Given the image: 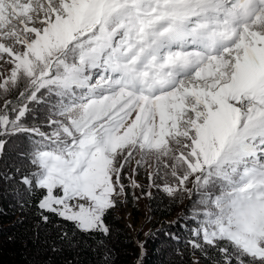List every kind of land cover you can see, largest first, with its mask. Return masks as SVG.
Returning <instances> with one entry per match:
<instances>
[{
    "label": "snow or ice",
    "instance_id": "obj_1",
    "mask_svg": "<svg viewBox=\"0 0 264 264\" xmlns=\"http://www.w3.org/2000/svg\"><path fill=\"white\" fill-rule=\"evenodd\" d=\"M129 189L190 201L134 264H264V0H0V249L117 264Z\"/></svg>",
    "mask_w": 264,
    "mask_h": 264
},
{
    "label": "trees",
    "instance_id": "obj_2",
    "mask_svg": "<svg viewBox=\"0 0 264 264\" xmlns=\"http://www.w3.org/2000/svg\"><path fill=\"white\" fill-rule=\"evenodd\" d=\"M143 182V176L140 177ZM128 204L113 212L109 218L113 228L116 230L114 242L118 253L117 264H134L135 257L138 253L136 247V240H144V233L150 228L153 231L160 229L161 227L169 228L170 221H178V225L184 223L180 219L182 215L187 214V209L190 207V201L187 199L183 203H172L165 199L161 201L159 198L154 201L141 200L138 203L133 202L132 190L128 192ZM0 206H4L0 203ZM151 217V221L148 218ZM14 219V218H13ZM5 225L11 223V219L0 217ZM128 224H133L136 231L128 228ZM171 226L170 230L183 237L184 232L179 226ZM166 241V238L162 235L155 241L148 242L149 256L147 257V264H168L169 255L174 252L177 247V242H170V247L165 249V253L157 254L156 249L160 247L161 242ZM179 248L183 251V239L179 242ZM171 259L175 264H181L180 257L171 255ZM0 264H22L19 257L16 255L13 248L8 245H4L0 249ZM183 264H187L185 260Z\"/></svg>",
    "mask_w": 264,
    "mask_h": 264
}]
</instances>
